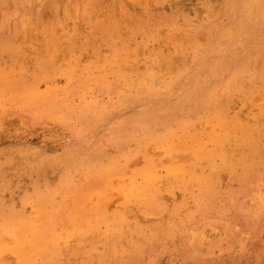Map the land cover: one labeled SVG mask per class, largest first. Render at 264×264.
<instances>
[{"label":"rangeland","instance_id":"obj_1","mask_svg":"<svg viewBox=\"0 0 264 264\" xmlns=\"http://www.w3.org/2000/svg\"><path fill=\"white\" fill-rule=\"evenodd\" d=\"M262 209L264 0H0V264H264Z\"/></svg>","mask_w":264,"mask_h":264},{"label":"bare ground","instance_id":"obj_2","mask_svg":"<svg viewBox=\"0 0 264 264\" xmlns=\"http://www.w3.org/2000/svg\"><path fill=\"white\" fill-rule=\"evenodd\" d=\"M253 6H254V5H253ZM224 32H225V31H224ZM227 39H228V38H227ZM242 39H243V38H242ZM111 40H112V39H111ZM194 47H195V46H194ZM192 52H193V51H192ZM197 53H198V52H197ZM110 54H111V53H110ZM57 55H58V54H57ZM143 55H144V54H143ZM132 57H133V56H132ZM162 58H163V57H162ZM180 62H181V61H180ZM118 63H119V62H118ZM167 65H168V64H167ZM169 66H170V65H169ZM166 68H167V67H166ZM173 73H174V72H173ZM142 75H143V74H142ZM253 81H254V80H253ZM134 91H135V90H134ZM239 115H240V114H239ZM258 120H259V119H258ZM149 144H150V143H149ZM227 149H228V148H227ZM248 151H249V150H248ZM3 152H4V150H3ZM124 152H125V151H124ZM71 154H72V153H71ZM7 156H8V155H7ZM21 160H23V159H21ZM10 161H11V160H10ZM132 161H133V160H132ZM18 163H19V162H18ZM145 163H146V162H145ZM83 165H84V164H83ZM83 167H84V166H83ZM42 171H43V170H42ZM42 171H41V170L35 171V175H36L37 177H42V176H43V172H42ZM60 172H62V171H60ZM80 172H81V171H80ZM23 173H24V172H23ZM70 175H71V174H70ZM78 175H79V174H78ZM6 176H7V175H6ZM76 178H77V177H76ZM185 187H186V186H185ZM59 188H60V187H59ZM156 188H157V187H156ZM201 188H202V187H201ZM59 190H60V189H59ZM163 195H164V194H163ZM58 197H59V196H58ZM78 197H79V196H78ZM146 200H147V199H146ZM155 202H157V201H155ZM31 203H32V202H31ZM157 203H158V202H157ZM261 203H262V201H261ZM39 204H40V203H39ZM150 204H151V203H150ZM155 204H156V203H155ZM2 205H3V204H2ZM152 205H153V204H152ZM162 205H163V204H162ZM18 206H19V205H18ZM43 206H44V205H43ZM155 207H156V206H155ZM148 208H149V207H148ZM205 208H206V207H205ZM211 208H212V207H211ZM261 208H262V207H261ZM146 209H147V208H146ZM155 209H156V208H155ZM152 210H153V209H152ZM165 210H166V209H165ZM262 210H263V209H262ZM126 211H127V210H126ZM145 211H146V210H145ZM257 211H260V210L258 209ZM263 211H264V210H263ZM147 212H148V211H147ZM257 213H258V212H257ZM257 213H256V214H257ZM260 213H262V212H260ZM16 214H17V213H16ZM151 214H152V213H151ZM253 214H254V213H253ZM263 214H264V213H263ZM161 215H162V214H161ZM163 215H164V214H163ZM163 215H162V216H163ZM145 216H146V215H145ZM260 216H261V215H260ZM18 217H19V216H18ZM141 217H142V216H141ZM143 217H144V216H143ZM156 217H157V216H156ZM250 217L252 218V216H250ZM250 217H249V218H250ZM253 217H256L255 214H254ZM263 217H264V216H263ZM146 218H147V217H146ZM134 219H135V218H134ZM147 219H148V218H147ZM149 219H152V218L149 217ZM163 219H164V217H163ZM252 219H253V218H252ZM136 221H137V220H136ZM143 221H144V220H143ZM148 221H149V220H148ZM257 221H258V220H257ZM131 222H133V221L131 220ZM138 222H140V221H138ZM174 222H175V221H174ZM144 223H145V222H144ZM144 223H143V224H144ZM40 224H41V223H40ZM134 225H135V224H134ZM134 225H133V226H134ZM177 225H178V224H177ZM89 228H90V227H89ZM129 228H130V227H129ZM131 228H132V227H131ZM134 229H135V228H134ZM133 231H134V230H133ZM133 231H132V232H133ZM127 232H128V231H126V233H127ZM132 232H131V233H132ZM136 232H137V231H136ZM65 233H66V232H65ZM123 233H124V232H123ZM131 233H130V234H131ZM134 233H135V232H134ZM140 233H141V232H140ZM141 234H142V233H141ZM163 234H164V233H163ZM132 236H133V235H132ZM123 237H124V236H123ZM125 237H126V235H125ZM139 237H140V236H139ZM128 238H129V237H128ZM128 238H127V239H128ZM133 238H135V237H133ZM120 239H121V238H120ZM125 239H126V238H125ZM161 239H162V238H161ZM135 240H136V239H135ZM144 240H145V239H144ZM153 240H154V239H153ZM153 240H152V241H153ZM159 240H160V239H159ZM147 241H148V240H147ZM152 241H151V242H152ZM120 242H121V241H120ZM145 242H146V241H145ZM129 243H130V242H129ZM114 244H115V243H114ZM124 244H125V243H124ZM134 244H135V243H134ZM126 245H127V244H126ZM126 245H125V246H126ZM128 245H129V244H128ZM128 245H127V246H128ZM132 245H133V244H132ZM148 245H149V244H148ZM150 245H151V244H150ZM120 246H121V244H120ZM108 247H109V246H108ZM122 247H124V246H122ZM134 247H135V246H134ZM34 248H35V247H34ZM128 248H129V246H128ZM142 248H143V247H142ZM35 249H36V248H35ZM74 249H75V248H74ZM113 249H114V248H113ZM135 249H136V248H135ZM143 249H144V248H143ZM115 250H116V249H115ZM117 250H119V249L117 248ZM136 250H137V249H136ZM65 251H66V250H65ZM108 252H109V251H108ZM108 252H106V253H108ZM137 252H138V251H137ZM137 252H136V253H137ZM139 252H140V250H139ZM122 253H123V252H122ZM20 254H21V253H20ZM113 254H114V253H113ZM140 254H141V253H140ZM140 254H139V255H140ZM105 255H106V254H105ZM111 255H112V254H111ZM111 255H110V256H111ZM120 256H121V254H120ZM141 256H142V255H141ZM143 256H144V255H143ZM145 256H146V255H145ZM102 257H103V256H102ZM133 257H134V256H133ZM262 257H263V256H262ZM194 258H195V257H194ZM24 259H25V258H24ZM103 259H104V258H103ZM113 259H114V258H113ZM113 259H112V260H113ZM128 259H129V258H128ZM108 260H109V257H108ZM124 260L126 261V259H124ZM119 261H120V260H119ZM119 261H118V262H119ZM130 261H131V260H130ZM132 262H133V261H132ZM135 263H136V262H135ZM99 264H100V263H99Z\"/></svg>","mask_w":264,"mask_h":264}]
</instances>
